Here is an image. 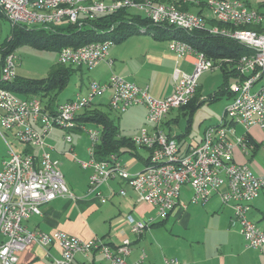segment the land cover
Wrapping results in <instances>:
<instances>
[{"label":"built area","instance_id":"1","mask_svg":"<svg viewBox=\"0 0 264 264\" xmlns=\"http://www.w3.org/2000/svg\"><path fill=\"white\" fill-rule=\"evenodd\" d=\"M187 2L189 0H178ZM211 18L236 28L209 26L198 13L181 10L173 3L154 0H0L3 15L12 24L27 27L59 24L63 20L79 25L85 19L94 18L121 8L137 10L155 24H167L184 30L207 28L214 34H222L249 47L252 53L243 55L236 70L243 77L229 86L233 99L224 110L221 120L206 127L202 140L179 148L178 140L159 128L164 117L173 108L189 102L195 95L201 74L212 69L213 62L203 52L196 51L182 40L171 39L169 48L177 58H193L190 72L178 69L174 72L173 92L157 99L151 96L146 85L140 86L117 74H111L106 82H89L83 96L67 100L48 110L38 97L20 98L0 86V134L13 133L15 139L36 148L37 153L18 152L8 145L6 158L0 170V264H17L18 253L29 244L44 248L57 244L60 256L52 258V264H71L76 254L87 255L100 251L105 264H129L130 239L124 238L110 247L100 238L83 240L61 230L46 232L28 229L24 221L33 214H40V207L58 196H75L65 184L59 161L51 157L44 137L55 127L72 129L79 127L89 139L88 160L82 167L92 168L89 189L94 191L111 178L124 180L135 192L139 201L156 209V215L164 219L176 206L186 207L180 200L182 186L192 190L191 202L206 203L218 192L223 204H230L233 215L230 223L239 225L245 245L261 248L264 245V228L247 218L251 201L264 188V174L256 175L248 165L236 163L233 150L240 146L247 149L245 134L235 135L229 124L238 123L248 130L252 126L264 127V0L258 7H250L246 0H205ZM250 25L252 28L241 26ZM110 40L90 42L77 48L63 47L58 52V62L63 65L94 67L104 59ZM0 68V79L11 81L16 76L17 58L8 53ZM245 76V77H244ZM261 81L259 88L255 84ZM108 88L112 89L109 108L121 113L129 106L146 108V124L131 139L135 146L148 151V161L142 170L130 173L120 156L108 154L104 159L95 158V145L100 140L98 128L86 129L75 117L91 106L94 98ZM230 136L232 138L230 139ZM70 142V134L64 136ZM222 185L226 189L220 191ZM120 194H125L121 189ZM101 202L106 201L96 191ZM126 221L136 235L144 232L151 221L136 219L131 214ZM143 257L140 258L141 261ZM163 264H182L175 258H164Z\"/></svg>","mask_w":264,"mask_h":264},{"label":"crops","instance_id":"2","mask_svg":"<svg viewBox=\"0 0 264 264\" xmlns=\"http://www.w3.org/2000/svg\"><path fill=\"white\" fill-rule=\"evenodd\" d=\"M246 1L250 7L260 5V0ZM196 4H198L197 1L188 10L200 14L206 21L211 18L207 5L201 7ZM169 41L167 38L159 39L151 33L141 32L123 41L112 42L105 58L94 67L74 66L75 69L70 76L77 73L79 85L72 96L62 100H58L56 96L45 101L42 99L43 106L47 105L48 110H55L58 104L85 95L89 82H106L111 74L122 76L140 86L146 85L154 98L167 97L173 92L175 70L190 72L193 66V58L190 55L184 58L175 56L169 48ZM83 69L87 71L86 82H84ZM238 80V77L234 75L226 79L228 86ZM202 85L198 82L196 90L198 100L204 99L201 95ZM111 94L112 89L108 88L94 98L91 107L98 108L106 102L109 108ZM223 97L230 101L233 99V96L228 93ZM174 109L178 111L174 112ZM179 111L183 112L184 109H171L159 128L167 135L177 139L179 137V148L183 151L188 145L199 143L203 133L198 139L187 143L183 138L188 131L180 134L172 133V127L179 118ZM117 119L119 135L132 138L146 124V108L142 105L129 106ZM80 124L85 127V123ZM229 124L234 128L235 135L245 134L248 146L246 150L236 146L233 150V160L236 163L248 165L256 175H263L264 127L252 126L245 130L238 123L230 122ZM64 130V133L59 136L57 130L53 129L44 137V140L48 144L47 149L51 157L59 161L65 184L75 197L58 196L42 204L40 214H33L24 221L28 229L46 232L61 230L83 240L97 237L112 248L122 239L129 238L130 253L126 257L129 264H163V259L168 257L175 258L182 264H264V245L261 248L245 245L239 225L230 223L233 208L230 204L222 203L218 192L204 204L194 203L190 201L192 190L188 186H182L180 200L186 203V207L176 206L166 218L161 219L156 215L155 207L147 202L139 201L135 192L122 179L111 178L96 190H90L88 177L92 173V168L82 167L78 162L87 160L83 157L88 154L89 139L82 130ZM73 132L77 133L78 138H75L73 142L71 137L70 142H67L64 136ZM14 139L10 131L0 134V170L7 156L8 145L12 147ZM84 142L87 143L83 145ZM144 150L146 154L135 150L137 154H131L126 160H122L120 155L121 162L127 171L136 173L142 170L145 164L144 159L148 155V151L145 148ZM15 151L37 153L36 148L28 145ZM121 189L125 191V194L119 193ZM225 189V185H222L219 192ZM96 191H100L106 197L105 202H101ZM250 205L247 218L258 227L264 228V188L259 191ZM128 214L136 219L151 221L142 234L136 235L131 231L125 218ZM59 256L60 248L57 244H52L48 248L29 244L18 253L17 264H52V258ZM141 257L143 259L139 261ZM105 263L103 254L97 250L87 255L78 253L71 262V264Z\"/></svg>","mask_w":264,"mask_h":264},{"label":"trees","instance_id":"3","mask_svg":"<svg viewBox=\"0 0 264 264\" xmlns=\"http://www.w3.org/2000/svg\"><path fill=\"white\" fill-rule=\"evenodd\" d=\"M162 3H173L181 10H188L195 5L197 1L201 7L206 5V1L189 0L182 2L178 0H154ZM0 9V16H4ZM200 13V11H199ZM209 26L219 28H236L233 25H227L214 21L212 18L207 19ZM243 28H252V26H241ZM151 33L156 38H167L182 40L192 46L196 51L203 52L206 57L212 60L213 66H219L224 76V84L215 93L202 100L194 97L179 106V109H188L191 115L193 111L203 101H213L224 94L234 95L229 89L226 79L230 75L237 76L242 80V76L236 70V64L243 55L252 53V50L237 42L235 39L222 34L209 32L207 28L184 30L167 24H155L146 16L133 12L127 8H121L110 13L99 15L94 18L85 19L82 24L69 23L65 25L51 24L47 26L27 27L23 24H12V34L7 40L0 45V68L4 63L3 60L8 53H14L15 49L21 43H27L37 48L53 49L57 52L63 47L77 48L90 42H102L110 40L120 42L135 33ZM59 63V62H58ZM75 69L72 65L58 64L52 69L48 77L42 79H30L15 76L11 81L0 79V86L10 90L21 98L49 96V99L62 90L68 82V79ZM264 75V73H263ZM1 76V75H0ZM245 77V76H244ZM48 109V106L45 105ZM110 109V108H109ZM111 110V109H110ZM75 120L80 123L93 122L100 130V140L95 145V158L104 159L108 154L115 153L120 156L124 152L136 155L135 148L131 137L119 135L117 122L109 116L108 113L101 111L96 107H87L79 112ZM81 130L79 127L72 128ZM177 139V138H176ZM179 139V137H178ZM177 139V140H178ZM147 158L144 159L146 163Z\"/></svg>","mask_w":264,"mask_h":264},{"label":"rangeland","instance_id":"4","mask_svg":"<svg viewBox=\"0 0 264 264\" xmlns=\"http://www.w3.org/2000/svg\"><path fill=\"white\" fill-rule=\"evenodd\" d=\"M205 1V0H202ZM133 12L141 14V12L137 10H132ZM67 23L66 20H63L59 24L65 25ZM12 34V23L5 17L0 16V45L4 43L7 38H9ZM15 55L17 58V65H16V74L19 77L23 78H30V79H42L48 77L50 72L53 68H55L58 63V55L57 51L53 49H44V48H37L27 43H21L17 49H15ZM1 57V54H0ZM85 69H83L84 71ZM224 77L222 75V71L219 66H215L210 70H207L201 74L199 77L198 82L202 85L201 87V95L204 98H208L211 94L215 93L218 90V87L222 85ZM87 81V71H84V82ZM77 85H79L78 74L74 73L70 76L67 84L65 87L59 91L55 96L58 100L65 99L69 96H72L76 89H78ZM89 85V84H88ZM261 85V81H258L255 84L254 89L259 88ZM18 95V94H16ZM99 96V95H98ZM44 101L48 100L49 96H42L41 97ZM231 101L226 97H217L216 100L213 101H203L193 113L190 115L188 109H184V111H179V118L176 124L172 127V133L180 134L185 131H188V134L183 138L184 142L187 143L192 141L193 139H198L205 127L210 125L217 124L218 121L221 120V117L224 113L225 108L229 105ZM100 108L101 111L106 112L109 114L111 118L118 123L117 117L122 116L123 112L117 113L115 111L110 110L106 102L101 104L98 109ZM177 109H174V112H177ZM185 112V114H183ZM85 128H97L95 123L93 122H85ZM57 130L59 136L64 133V129H58V127L53 128ZM52 129V130H53ZM51 130V131H52ZM64 130V131H63ZM84 135L87 138L86 132L83 131ZM73 138V142H75V138H78L77 133H68ZM135 133L134 135H136ZM133 135V136H134ZM13 149L20 150L21 147H24L25 144L17 141L14 139L13 141ZM183 142V143H184ZM87 142H84L85 145ZM136 151L140 153L146 154V151L142 147L135 148ZM131 154L129 152H124L121 154L122 160L128 159ZM84 159L89 158L88 154L84 155Z\"/></svg>","mask_w":264,"mask_h":264}]
</instances>
